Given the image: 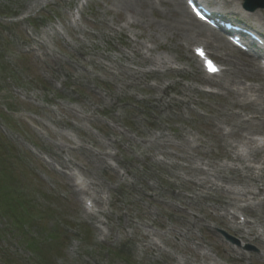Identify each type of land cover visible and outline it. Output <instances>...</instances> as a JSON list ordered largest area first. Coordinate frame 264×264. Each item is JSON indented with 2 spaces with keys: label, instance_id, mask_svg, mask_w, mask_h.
I'll list each match as a JSON object with an SVG mask.
<instances>
[{
  "label": "rangeland",
  "instance_id": "374dc122",
  "mask_svg": "<svg viewBox=\"0 0 264 264\" xmlns=\"http://www.w3.org/2000/svg\"><path fill=\"white\" fill-rule=\"evenodd\" d=\"M77 2L0 0V264H10L4 254L12 264H264V174L244 156L257 126L241 123L264 121V105L234 103L260 79L226 87L225 77L205 95L212 80L190 53L202 42L163 29L167 7L141 19L118 0H89L72 24ZM62 151L72 162L58 172ZM73 169L97 200L109 196L108 213L85 217ZM241 203L249 223L235 229L227 211ZM209 226L258 252L231 249Z\"/></svg>",
  "mask_w": 264,
  "mask_h": 264
},
{
  "label": "bare ground",
  "instance_id": "6f19581e",
  "mask_svg": "<svg viewBox=\"0 0 264 264\" xmlns=\"http://www.w3.org/2000/svg\"><path fill=\"white\" fill-rule=\"evenodd\" d=\"M150 3V5H149ZM118 5H121V9L125 10L133 17H140L144 19L145 14L149 10H153V5L159 4L167 7L169 9V13L171 15V22L164 24L163 29L169 31L173 36L177 37H185L184 42L200 39L206 45L209 43H214L220 47L219 49L222 51L221 57L224 60L229 61L230 66L232 67V72L223 75L228 78V81L225 82V86L236 83L240 84L242 78L244 77H253V78H260L264 80V75L259 67H257L253 61L247 60V62H239L236 60L231 53L226 51V45L224 41L218 34H214L212 31L208 30L204 26L200 25L199 23H194L190 20L187 16L186 8H184L182 0H118ZM261 11L259 9L253 10L250 13V17H260ZM260 21V20H258ZM261 91H264V85L260 87ZM250 92H258L256 90H251ZM239 96L240 94H236ZM235 104L246 107V106H254L253 103L250 101L243 104L241 101L234 98ZM258 103H263L264 98L258 101ZM263 105V104H262ZM254 120L258 123L257 126L261 127V124L258 122V118L255 117ZM237 128V125H236Z\"/></svg>",
  "mask_w": 264,
  "mask_h": 264
},
{
  "label": "snow or ice",
  "instance_id": "6c2138e0",
  "mask_svg": "<svg viewBox=\"0 0 264 264\" xmlns=\"http://www.w3.org/2000/svg\"><path fill=\"white\" fill-rule=\"evenodd\" d=\"M201 54H202V52H201Z\"/></svg>",
  "mask_w": 264,
  "mask_h": 264
}]
</instances>
